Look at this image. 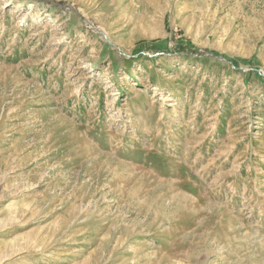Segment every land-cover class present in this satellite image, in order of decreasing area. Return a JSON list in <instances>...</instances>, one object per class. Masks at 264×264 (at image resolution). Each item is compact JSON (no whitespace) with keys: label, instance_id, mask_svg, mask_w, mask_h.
Wrapping results in <instances>:
<instances>
[{"label":"rangeland","instance_id":"1","mask_svg":"<svg viewBox=\"0 0 264 264\" xmlns=\"http://www.w3.org/2000/svg\"><path fill=\"white\" fill-rule=\"evenodd\" d=\"M0 264H264V0H0Z\"/></svg>","mask_w":264,"mask_h":264}]
</instances>
